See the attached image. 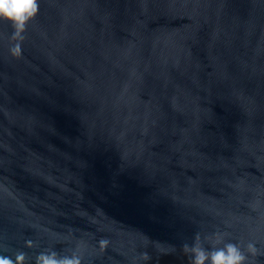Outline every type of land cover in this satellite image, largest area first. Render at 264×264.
Returning <instances> with one entry per match:
<instances>
[{
	"label": "water",
	"instance_id": "1",
	"mask_svg": "<svg viewBox=\"0 0 264 264\" xmlns=\"http://www.w3.org/2000/svg\"><path fill=\"white\" fill-rule=\"evenodd\" d=\"M39 5L19 57L0 20V254L264 252V0Z\"/></svg>",
	"mask_w": 264,
	"mask_h": 264
},
{
	"label": "clouds",
	"instance_id": "2",
	"mask_svg": "<svg viewBox=\"0 0 264 264\" xmlns=\"http://www.w3.org/2000/svg\"><path fill=\"white\" fill-rule=\"evenodd\" d=\"M40 9L39 0H0V20L7 21L14 29L9 53L14 57L21 55V43L27 24L36 17ZM216 246L206 249L202 246L200 236L197 233L191 245L183 244L185 253L190 254L191 264H255V257L264 255L256 242H224L223 235L219 232L214 234ZM101 249L109 245V240L102 238L99 240ZM26 246L33 247L31 240L26 241ZM79 245L72 249L70 254H62L56 250L43 249L35 255V264H83V254L79 250ZM27 253L17 251L15 258L0 254V264H25ZM143 259H148L147 254L142 255Z\"/></svg>",
	"mask_w": 264,
	"mask_h": 264
}]
</instances>
